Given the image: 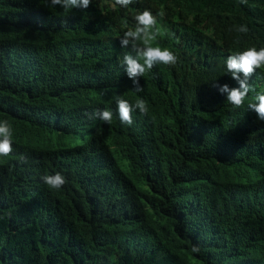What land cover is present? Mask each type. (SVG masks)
Segmentation results:
<instances>
[{
  "label": "trees",
  "instance_id": "16d2710c",
  "mask_svg": "<svg viewBox=\"0 0 264 264\" xmlns=\"http://www.w3.org/2000/svg\"><path fill=\"white\" fill-rule=\"evenodd\" d=\"M145 9L163 13L158 42L178 62L135 92L120 40ZM253 46L264 0H0V120L13 131L0 264H264V121L255 92L236 108L215 86L239 87L225 61ZM249 83L264 91V69ZM116 96L148 113L122 124ZM104 109L110 123L88 118ZM56 172L59 190L41 180Z\"/></svg>",
  "mask_w": 264,
  "mask_h": 264
},
{
  "label": "clouds",
  "instance_id": "9594fccd",
  "mask_svg": "<svg viewBox=\"0 0 264 264\" xmlns=\"http://www.w3.org/2000/svg\"><path fill=\"white\" fill-rule=\"evenodd\" d=\"M51 6H60L65 10L87 9L92 0H49ZM133 0H115V4L127 8ZM163 16V13H157ZM157 15L147 9L138 12L135 19V26L129 27L124 32L120 40L122 48H130L131 51L125 53L121 61L127 77L132 81V88L135 92L143 90L140 85V77L151 70L154 65L175 66L178 62L177 55L167 47L159 45L158 37L160 29L157 28ZM237 33L246 34L249 29L247 25H238L233 29ZM134 53L135 55H133ZM226 69L231 78L235 80L239 87L230 88L227 84L218 87L219 92L226 96V101L236 108L244 104L250 92H255L251 102L248 104L249 110L253 111L260 121H264V91L256 92L249 81L257 69H264V47H248L243 51L229 55L225 61ZM116 105L119 120L122 124L132 125V112L138 109L143 115L148 113L147 102L143 98H138L135 104H130L128 100L121 96H116ZM89 119L99 118L103 122L110 123L113 118L112 111L104 109L97 110L89 115ZM13 131L7 120H0V156H8L13 151ZM42 182L50 189H61L66 178L60 173L45 174L41 177ZM192 252L198 253L199 249L193 246Z\"/></svg>",
  "mask_w": 264,
  "mask_h": 264
}]
</instances>
